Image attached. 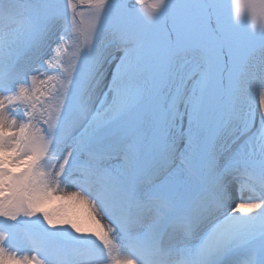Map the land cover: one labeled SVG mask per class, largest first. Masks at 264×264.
Returning <instances> with one entry per match:
<instances>
[{
  "label": "snow or ice",
  "instance_id": "obj_1",
  "mask_svg": "<svg viewBox=\"0 0 264 264\" xmlns=\"http://www.w3.org/2000/svg\"><path fill=\"white\" fill-rule=\"evenodd\" d=\"M149 2L0 0V264H264V0Z\"/></svg>",
  "mask_w": 264,
  "mask_h": 264
},
{
  "label": "rangeland",
  "instance_id": "obj_2",
  "mask_svg": "<svg viewBox=\"0 0 264 264\" xmlns=\"http://www.w3.org/2000/svg\"><path fill=\"white\" fill-rule=\"evenodd\" d=\"M226 2H227V0H226ZM144 7H145V9H148V8L150 7V2H149V0H146V3H145V5H144ZM259 23H260V20H259V18H258L257 21H256L257 26L259 25ZM58 203H59V202L54 203V204H53V207H57V206H58ZM75 207H76V206H73V205H70V204H69L64 210L67 211V212L70 213V214H77L76 211H75Z\"/></svg>",
  "mask_w": 264,
  "mask_h": 264
},
{
  "label": "bare ground",
  "instance_id": "obj_3",
  "mask_svg": "<svg viewBox=\"0 0 264 264\" xmlns=\"http://www.w3.org/2000/svg\"><path fill=\"white\" fill-rule=\"evenodd\" d=\"M75 211H76V213L78 214V213H81V212H83L84 210H83V209H81V208L75 207Z\"/></svg>",
  "mask_w": 264,
  "mask_h": 264
}]
</instances>
